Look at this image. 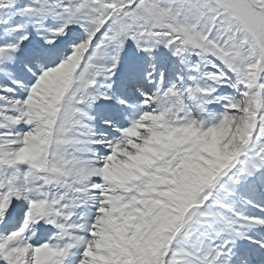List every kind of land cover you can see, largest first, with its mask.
<instances>
[{
	"label": "snow or ice",
	"instance_id": "snow-or-ice-1",
	"mask_svg": "<svg viewBox=\"0 0 264 264\" xmlns=\"http://www.w3.org/2000/svg\"><path fill=\"white\" fill-rule=\"evenodd\" d=\"M0 264H264V0H0Z\"/></svg>",
	"mask_w": 264,
	"mask_h": 264
}]
</instances>
